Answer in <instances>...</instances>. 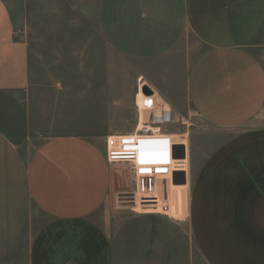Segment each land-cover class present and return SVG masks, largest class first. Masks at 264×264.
Segmentation results:
<instances>
[{
  "label": "crops",
  "instance_id": "crops-1",
  "mask_svg": "<svg viewBox=\"0 0 264 264\" xmlns=\"http://www.w3.org/2000/svg\"><path fill=\"white\" fill-rule=\"evenodd\" d=\"M263 45L264 0H0V264H264V125H179L263 115ZM47 92L104 138L55 136L26 155L25 102ZM139 92L179 125L165 127L185 135L186 168L170 215L136 203L108 226L94 212L128 173L104 141L149 120Z\"/></svg>",
  "mask_w": 264,
  "mask_h": 264
},
{
  "label": "built area",
  "instance_id": "built-area-1",
  "mask_svg": "<svg viewBox=\"0 0 264 264\" xmlns=\"http://www.w3.org/2000/svg\"><path fill=\"white\" fill-rule=\"evenodd\" d=\"M141 80L142 76H139L137 81L143 84ZM135 100L138 110L149 111V120L141 123L133 133L106 136L105 159L108 163H126L132 168L135 181L130 196L132 202L138 199L143 208L170 215L168 186L174 183V172L181 168L180 165L173 166L179 159L175 156L173 137L165 127L171 117L165 109L160 113L153 112L156 100L152 94L139 92ZM152 148L159 149L157 162L139 159L141 151Z\"/></svg>",
  "mask_w": 264,
  "mask_h": 264
},
{
  "label": "rangeland",
  "instance_id": "rangeland-1",
  "mask_svg": "<svg viewBox=\"0 0 264 264\" xmlns=\"http://www.w3.org/2000/svg\"><path fill=\"white\" fill-rule=\"evenodd\" d=\"M264 47V45H263ZM263 47H259V49H263ZM261 52V51H259ZM264 57V49H263ZM44 94L46 97H44ZM41 96L42 100H46L49 103L48 107H45L44 101H33L30 103L27 101L26 106V133L21 136L20 145L22 151L25 152L26 155H31L33 150L42 142L49 140L51 137L62 136L65 134L72 135H86L90 139L97 141L102 140L104 137L95 136V132L97 129L95 128L93 121H77L74 120V117L64 114L60 111L59 108L51 106L52 96L55 97L56 92H47ZM39 95V94H37ZM51 95V98H50ZM50 98V99H49ZM91 108V107H90ZM88 106H85L84 115L88 113ZM83 114H81L82 116ZM184 123H179L181 130L185 131L187 128L189 130H198L202 133H211V132H221L222 136L225 133L233 135L234 133H253L258 128L261 127L259 125H264V114L259 115V117L252 120L251 123L243 125V127L231 129L227 128L226 130L212 128L207 125L203 120H201L200 116L195 113H189L184 118ZM102 122L98 121L97 125L99 126ZM179 125L174 123L166 124L169 130H178ZM236 130V131H235ZM187 138V137H186ZM188 140V139H187ZM124 165L125 172L127 171V176L121 178H117L114 182L111 183V186L105 196L104 201L99 205L98 209L95 210L94 216L95 218L105 224V225H114L117 221L116 218H123L132 212H136L131 210L133 205L139 203L138 199L132 202V198H130L131 193L134 189L135 181L134 178H131L132 168L126 164ZM172 215V214H171Z\"/></svg>",
  "mask_w": 264,
  "mask_h": 264
},
{
  "label": "bare ground",
  "instance_id": "bare-ground-1",
  "mask_svg": "<svg viewBox=\"0 0 264 264\" xmlns=\"http://www.w3.org/2000/svg\"><path fill=\"white\" fill-rule=\"evenodd\" d=\"M172 137H173V141L174 142H177L178 144L179 143L185 144V141H186L185 135L178 134L176 136L175 134H173ZM173 164H174L173 165L174 167H177V166L180 165L183 170H185V168H186V165H185V162H184L183 158H179V160L174 161ZM177 189H180V188H179V186H176L174 183L173 184H169V186H168V192H171V191L177 190Z\"/></svg>",
  "mask_w": 264,
  "mask_h": 264
},
{
  "label": "clouds",
  "instance_id": "clouds-1",
  "mask_svg": "<svg viewBox=\"0 0 264 264\" xmlns=\"http://www.w3.org/2000/svg\"><path fill=\"white\" fill-rule=\"evenodd\" d=\"M159 156V149L156 148L148 149L147 151H141L139 153V159L150 162H157L159 160Z\"/></svg>",
  "mask_w": 264,
  "mask_h": 264
},
{
  "label": "water",
  "instance_id": "water-1",
  "mask_svg": "<svg viewBox=\"0 0 264 264\" xmlns=\"http://www.w3.org/2000/svg\"><path fill=\"white\" fill-rule=\"evenodd\" d=\"M181 157H183V151H182V153H181ZM177 173H178V172L175 171V173H174V177H173V180H174V183H175V184H180L181 182L179 183V181L176 180V176H175V175H176ZM183 182H184V180L182 181V183H183Z\"/></svg>",
  "mask_w": 264,
  "mask_h": 264
}]
</instances>
